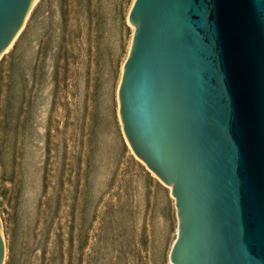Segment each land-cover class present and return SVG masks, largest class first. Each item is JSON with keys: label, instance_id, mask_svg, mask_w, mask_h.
<instances>
[{"label": "rangeland", "instance_id": "1", "mask_svg": "<svg viewBox=\"0 0 264 264\" xmlns=\"http://www.w3.org/2000/svg\"><path fill=\"white\" fill-rule=\"evenodd\" d=\"M133 0H35L0 56L2 264H173L177 216L127 143Z\"/></svg>", "mask_w": 264, "mask_h": 264}, {"label": "water", "instance_id": "2", "mask_svg": "<svg viewBox=\"0 0 264 264\" xmlns=\"http://www.w3.org/2000/svg\"><path fill=\"white\" fill-rule=\"evenodd\" d=\"M33 2L0 0V56ZM127 21L118 117L170 185L169 260L264 264V0H133Z\"/></svg>", "mask_w": 264, "mask_h": 264}, {"label": "bare ground", "instance_id": "3", "mask_svg": "<svg viewBox=\"0 0 264 264\" xmlns=\"http://www.w3.org/2000/svg\"><path fill=\"white\" fill-rule=\"evenodd\" d=\"M35 1V0H34ZM170 187V186H169Z\"/></svg>", "mask_w": 264, "mask_h": 264}]
</instances>
